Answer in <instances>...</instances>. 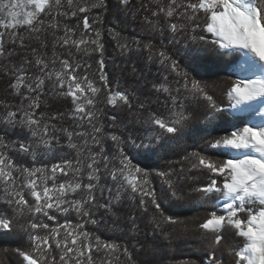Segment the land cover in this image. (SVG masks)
I'll return each mask as SVG.
<instances>
[{
  "label": "snow or ice",
  "instance_id": "obj_1",
  "mask_svg": "<svg viewBox=\"0 0 264 264\" xmlns=\"http://www.w3.org/2000/svg\"><path fill=\"white\" fill-rule=\"evenodd\" d=\"M130 3L117 0L116 12L129 11ZM154 3L155 20L145 21L162 39L159 48L144 47L149 59L154 52L168 71L152 84L157 108L109 81L96 27L102 17L89 19L93 9L107 10V0H0V70L19 97L0 113V201L7 206L0 210V235H26L29 246L12 250L22 264H96L97 254H102L100 264H154V258L134 257L127 244L86 228L101 223L95 217L100 209L119 228L114 208L125 198L143 213L151 210L153 232H163L162 225L194 231L205 246V264H264V0ZM177 37L184 41L182 53L165 43L175 45ZM120 48L133 51L127 43ZM209 52L234 58L224 87L192 75L202 67L212 70L203 65ZM94 54L95 69L79 59ZM49 94L70 100V110L40 111ZM101 104L116 109L107 116L116 131H105ZM223 114L230 119L218 132ZM66 118L69 127L62 124ZM197 120L203 127L193 123ZM130 124L148 127L141 130L145 134L135 127L119 131ZM12 135L16 139H9ZM185 136L193 150L185 149L177 163L186 161L187 171L196 173L187 185L181 182L183 165L177 173L150 163L165 159ZM18 157L32 162L20 163ZM152 177L161 179L159 191ZM190 199L206 213L194 228L168 210L169 204ZM71 213L79 220L73 222ZM128 221L129 231L140 230L135 215Z\"/></svg>",
  "mask_w": 264,
  "mask_h": 264
},
{
  "label": "trees",
  "instance_id": "obj_2",
  "mask_svg": "<svg viewBox=\"0 0 264 264\" xmlns=\"http://www.w3.org/2000/svg\"><path fill=\"white\" fill-rule=\"evenodd\" d=\"M108 8L104 10L102 8L93 9L89 15L90 22L92 18L100 15L102 17V23L97 24L102 32L103 43L105 45V71L109 76V81L114 88L128 92H134L135 96L139 100H151L152 108L159 107L156 103V94L152 89V84L162 79L163 75L168 74V71L164 69L159 63L158 58L153 52L152 59H149V50L144 47L146 44H153L156 48H159V41L162 37L158 33H154L151 26L146 23L145 17L155 20L152 17V11L155 8L154 0H131L129 5V11L121 10L116 12L117 0H107ZM75 22V21H73ZM112 29L118 32V37L114 36ZM165 36L170 34L165 32ZM51 39V38H49ZM179 43L173 45L165 40L169 49L173 52L180 51L182 53L184 49V41L180 37H177ZM136 41L140 42L139 48H137ZM121 43H127L129 47L133 49L132 52H123L120 48ZM190 43V42H189ZM14 45L6 44L7 49L13 48ZM18 52L28 51V49H17ZM49 54H51V46H49ZM179 58V57H177ZM79 59L91 63L93 69L97 67L95 61L97 56H80ZM13 62L18 63L19 57L14 56ZM183 63V61H181ZM234 64V58L219 55L215 52H209L203 57V65L210 67L211 71H204L202 67L200 71L193 72L192 75L197 79H205L209 83L216 82L220 87H224L223 81L230 74ZM135 65L137 71L133 72L132 67ZM191 70V69H190ZM173 75H169V79H173ZM10 77L6 76L2 70H0V113L5 111L4 104L16 105L19 103V97L12 95L11 90L8 89ZM220 87L216 89L217 95H219ZM146 93L148 95H146ZM163 99V97H160ZM46 103L41 105L40 111L54 112L61 111L67 113L71 108V102L67 99L56 98L50 94L45 98ZM100 107L106 115L101 116L100 119L104 124L106 132L116 131L111 127V121L107 119L108 115L113 114L116 109L101 104ZM126 113H121L123 117ZM230 119L227 114H223L222 119L219 121L220 128L217 131H221L226 126V121ZM72 121L67 118L62 121L64 127H69ZM199 127H203V124L197 120L193 122ZM59 126V125H58ZM132 127H135L138 131L147 128V125H129L128 128H121L120 132H127ZM141 134H145L141 131ZM9 139H16L15 135L9 137ZM63 142V137H61ZM106 146L110 148V151H114V145L111 140H105ZM174 151L168 153L165 159H156L150 161L154 166L161 169L171 167L179 173L181 166L183 165L185 172L180 173L181 182L185 185L193 183L192 176L196 173L188 172L189 164L186 161H181V157L184 154V150H193V142L187 136L183 140L173 145ZM65 153L71 152V150L65 148ZM15 155V153H10ZM74 154V153H72ZM18 162L30 164V157H18ZM39 159V157H38ZM50 162H54L51 161ZM111 183V181H108ZM152 182L155 185L157 191L162 186V181L159 177H152ZM99 195V194H98ZM108 193L105 192L101 203L106 202ZM7 206L0 201V210L5 209ZM169 214L175 213L181 220L187 221L190 228H194L195 223L202 218L206 213L205 209L201 207L195 200L190 199L184 202L173 203L168 205ZM114 212L119 217V228L112 227V216L106 214L103 209H100L95 213V217L101 220V223L97 225H86L89 231L94 232L96 235H100L104 239L116 240L122 244H127L129 249L133 251L134 257L141 256L144 258H154V264H205L207 253L205 246L200 244L197 239V234L194 231L184 232L181 228L171 225H162L163 232L152 231L151 210L149 213H143L139 211L134 202L124 199L117 204L114 208ZM59 215V214H58ZM129 215L136 216V222L139 225V231L133 233L129 231L130 222L128 221ZM70 218L73 222L79 220V217L75 213L70 214ZM62 222L65 217L60 216ZM165 233L171 234L169 239ZM138 243H144L145 248L137 249ZM29 242L25 234L21 233L20 238L0 235V264H22V258H20L14 251L15 248H27ZM7 249V251H5ZM225 255H227L225 253ZM96 264H100L102 254L94 256ZM227 264V262H226Z\"/></svg>",
  "mask_w": 264,
  "mask_h": 264
}]
</instances>
